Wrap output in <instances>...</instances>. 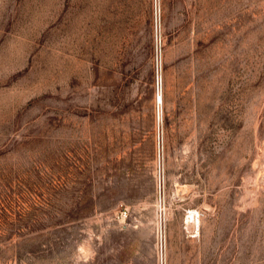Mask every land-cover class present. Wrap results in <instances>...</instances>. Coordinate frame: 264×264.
Here are the masks:
<instances>
[{"label": "rangeland", "instance_id": "374dc122", "mask_svg": "<svg viewBox=\"0 0 264 264\" xmlns=\"http://www.w3.org/2000/svg\"><path fill=\"white\" fill-rule=\"evenodd\" d=\"M0 264H264V0H0Z\"/></svg>", "mask_w": 264, "mask_h": 264}, {"label": "built area", "instance_id": "2783aa9c", "mask_svg": "<svg viewBox=\"0 0 264 264\" xmlns=\"http://www.w3.org/2000/svg\"><path fill=\"white\" fill-rule=\"evenodd\" d=\"M163 212L162 209H160V206L158 205V213L160 217V213ZM126 211L125 209H120L114 214V218L116 220H122L125 217ZM187 217H188V223H189V232L190 235H195L198 230V223H197V213L193 209H188L186 211Z\"/></svg>", "mask_w": 264, "mask_h": 264}, {"label": "bare ground", "instance_id": "6f19581e", "mask_svg": "<svg viewBox=\"0 0 264 264\" xmlns=\"http://www.w3.org/2000/svg\"><path fill=\"white\" fill-rule=\"evenodd\" d=\"M158 83V82H157ZM158 85V84H157ZM157 101H158V105L160 104V95H159V93H158V97H157ZM160 184H161V175H160ZM161 186V185H160ZM163 202V201H162ZM162 204H161V196H160V202H159V206H160V209H162V206H161Z\"/></svg>", "mask_w": 264, "mask_h": 264}]
</instances>
